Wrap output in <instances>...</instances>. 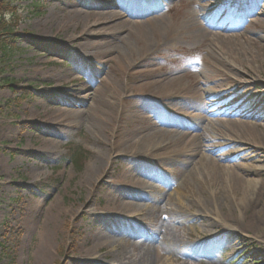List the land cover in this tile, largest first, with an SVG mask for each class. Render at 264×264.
<instances>
[{"label":"rangeland","instance_id":"1","mask_svg":"<svg viewBox=\"0 0 264 264\" xmlns=\"http://www.w3.org/2000/svg\"><path fill=\"white\" fill-rule=\"evenodd\" d=\"M259 4L264 5V0H13L19 21L14 35L6 41L8 48L3 53L0 50V264L38 263L43 255L41 225L49 209L57 204L63 213L51 264H72L69 257L79 258L83 252L94 254L92 258L104 264H117L116 259L123 258L127 259L124 264H130L128 259L137 260L142 254L141 240L147 236L141 234L145 232L137 228L104 230L92 216L102 214L118 220L134 218L138 225L147 224L154 229L163 225L175 237L182 255L164 254L158 264H264V227L259 234L245 235L235 247L198 243L202 228L221 217L213 211L199 214L207 222L193 220L194 208L199 204L188 193L193 192L202 201V193L209 190L190 177L171 175L176 167L167 161L171 155H165L166 162L145 175H151L150 185L140 194L153 193L152 204L143 206L140 212L125 214L132 218L104 211L113 202L107 195L114 189L99 185L101 177L91 184L80 183L95 153H106L105 146L112 143L116 130L125 126L126 119L118 117L105 123L106 130L94 134L79 114L88 108L82 100L84 90L99 86L100 81L109 86L118 82L120 88L128 84V70L118 71V53L130 62L143 59L144 65L161 71L178 69L189 81L195 77L210 83L233 81L237 70L254 79L240 80L241 85L249 86L245 92L251 97L249 107L264 111V39L259 37L264 30V17L261 23L251 22L248 26V21L256 16L249 15L247 9ZM127 12L139 15L131 20L163 19L174 32H184L186 22L198 17L201 22L210 21L215 28H224V36L238 39L228 44L222 40L196 44L189 41L190 36H184L174 46L160 37L153 42L155 52L149 54L138 41L127 36L128 28L109 22L113 19L98 22L93 15L119 13L128 17ZM107 22L109 26H105ZM105 27L111 29L104 31ZM37 33L51 40L43 44L31 42L30 36ZM80 33L104 36L95 43L79 45L73 38ZM207 51L215 56L214 60L209 59V65L196 59ZM6 80L17 82V90ZM257 85L262 88L256 89ZM27 89L31 96L23 98ZM134 103L128 97L118 101L125 108ZM189 104L190 101H179L178 107L185 109ZM59 108L69 111L68 116L52 121ZM162 115L161 119L169 116ZM149 117L154 118L151 114ZM131 166L130 159L114 156L107 166V179L116 180ZM257 180L264 182V167ZM182 183V207L175 195L174 213L169 210L170 203L161 210L154 208V197L166 192L171 195ZM98 239L105 242L103 247H98ZM207 251L213 255L206 256Z\"/></svg>","mask_w":264,"mask_h":264},{"label":"bare ground","instance_id":"2","mask_svg":"<svg viewBox=\"0 0 264 264\" xmlns=\"http://www.w3.org/2000/svg\"><path fill=\"white\" fill-rule=\"evenodd\" d=\"M247 9L249 15L256 16L255 19L248 21V26L262 22L264 5L259 4ZM76 13L80 15L79 12ZM127 13L130 16L126 17L119 13L93 15L97 16L98 22L106 18L113 19L109 22L117 24L116 26L122 29L128 28L127 36L138 41L142 45V50L149 54L155 52L156 45H153V42L160 37L173 42L174 46H178L180 38L184 36H190L189 41L196 44L214 40H222L228 44L238 39L236 36H224L223 33L226 32L224 28H215L210 21L204 19L201 22L198 17L186 22L185 28L182 29L184 32H174L163 19L131 20L139 15ZM109 22L104 23L105 26H109ZM105 28L104 31L111 29ZM100 36L104 34L86 36L80 33V36L74 37L73 40L76 44L86 45L95 43ZM30 37L31 42L40 44L51 40L40 33ZM54 37H57V34ZM259 37L264 39V30ZM117 55L120 58L117 63L118 71L128 70V84L120 88L118 82L109 86L100 81L99 86L84 90L82 100L88 108L79 114L89 123L94 134L106 130L105 123H110L118 117L126 119L125 126H119L116 130L112 136V143L105 146L106 153H95L94 159L80 178V183L91 184L101 177L99 185L114 189L107 195L113 202L107 204L104 211L129 217L125 214L140 212L143 206L152 204L153 193L140 194L141 190L150 185L148 178H151V175H145L156 171L163 161L166 162L165 155H171V159L167 161L171 160V163L176 164L171 175L190 177L204 189L209 190L202 193L205 196L202 201H199L193 192L188 193L199 204L194 208L196 210L192 214L193 220L203 219L201 223L207 222L205 216L199 214L213 211H217L221 217L220 221L212 220L208 222V226L202 228L203 235L198 243H215L216 247H235L243 242L245 235L259 234L264 227V182L257 180L261 177L264 167V137L261 136V133H264V111L256 112L249 107L251 97L245 95L249 86L241 85L240 82L245 77L247 80L254 79L236 70L237 76L233 81L226 79L223 83H210L198 77L189 81V77L185 73L181 74L178 69L161 71L144 65L143 59L130 62L124 54ZM202 56L198 55L196 59L207 65L210 64L209 59L215 58L211 57V51ZM140 66L144 67L137 70ZM255 88L261 89L262 85ZM125 97L134 100V105L127 108L119 106V99ZM179 101H190L191 104L183 109L178 107ZM68 112L65 109H57L52 121L62 120L68 116ZM162 113L169 115L171 119L168 117L161 119L159 116H163ZM149 114L154 118L149 117ZM114 156L130 159L132 166L119 178L110 181L107 179L109 178L107 166ZM181 190H184L183 183L173 193L171 192V195L166 192L160 197H154V200H157L154 208L161 210L170 203L169 210L171 214L174 213L175 195L178 196L175 198L177 204L181 207L184 205ZM62 213V207L57 204L45 215L41 225L43 255L37 264L53 262V243L59 232V217ZM92 216L104 230L131 231L137 228L136 230L145 232L141 234L142 237L147 235L141 238L142 254L135 261L128 259L130 264H158L164 254L172 257L176 254L182 255L175 237L168 234L163 225L154 229L151 225H138L139 223L133 221L132 217L118 220L108 214L96 218L95 215ZM96 243L99 248L105 244L101 239ZM211 254L213 255L212 251H207L205 255ZM92 257L94 254L83 252L79 258L70 256L69 260L72 264H104ZM125 259H116V262L124 264Z\"/></svg>","mask_w":264,"mask_h":264},{"label":"trees","instance_id":"3","mask_svg":"<svg viewBox=\"0 0 264 264\" xmlns=\"http://www.w3.org/2000/svg\"><path fill=\"white\" fill-rule=\"evenodd\" d=\"M18 21L17 8L13 6V0H0V50L2 53L8 48L6 41L14 35ZM6 81L7 83H10L9 86L13 90H17V87L19 86L17 82ZM30 96L31 94L27 89L22 97L26 98ZM79 156L81 157V155ZM79 156H77V159H80Z\"/></svg>","mask_w":264,"mask_h":264}]
</instances>
